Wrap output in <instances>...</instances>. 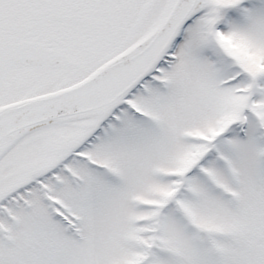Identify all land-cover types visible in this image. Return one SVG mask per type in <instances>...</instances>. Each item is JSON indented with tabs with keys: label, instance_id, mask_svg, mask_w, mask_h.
I'll list each match as a JSON object with an SVG mask.
<instances>
[{
	"label": "snow or ice",
	"instance_id": "1",
	"mask_svg": "<svg viewBox=\"0 0 264 264\" xmlns=\"http://www.w3.org/2000/svg\"><path fill=\"white\" fill-rule=\"evenodd\" d=\"M0 264H264V0H0Z\"/></svg>",
	"mask_w": 264,
	"mask_h": 264
}]
</instances>
